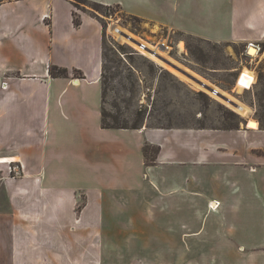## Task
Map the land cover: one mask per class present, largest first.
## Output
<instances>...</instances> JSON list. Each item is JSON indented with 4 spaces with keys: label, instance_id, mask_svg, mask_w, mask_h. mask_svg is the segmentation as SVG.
Listing matches in <instances>:
<instances>
[{
    "label": "crops",
    "instance_id": "crops-1",
    "mask_svg": "<svg viewBox=\"0 0 264 264\" xmlns=\"http://www.w3.org/2000/svg\"><path fill=\"white\" fill-rule=\"evenodd\" d=\"M89 1L264 43V0ZM104 39L71 0H0V264H264V128L103 127ZM147 190L171 199L133 208ZM132 217L120 238L112 222Z\"/></svg>",
    "mask_w": 264,
    "mask_h": 264
},
{
    "label": "rangeland",
    "instance_id": "rangeland-1",
    "mask_svg": "<svg viewBox=\"0 0 264 264\" xmlns=\"http://www.w3.org/2000/svg\"><path fill=\"white\" fill-rule=\"evenodd\" d=\"M71 1L79 9L97 15L105 27L101 86L107 123L140 127H233L248 119L247 126L249 119H255L264 125V43L255 45L258 52L251 55L248 48L252 43L208 41L129 15L116 5L94 6L84 1ZM114 28H119L150 48H156L160 55L238 101L245 107L244 111L226 104L224 99L193 79L185 75L181 77L177 74L179 71L168 63H159L145 55L138 49L142 47L133 41L126 37L119 38ZM180 42L182 47L179 46ZM161 44L164 46L161 47ZM161 70L168 71L172 76ZM245 70L254 72L255 79L238 90L235 82ZM154 152L153 147L145 148L148 162L153 161ZM175 177L172 173L167 175L171 182ZM141 193L132 207L137 208L140 204L143 211L156 207V210H160L171 199V196L156 195L149 190ZM146 199L148 202L142 203ZM126 222L133 228L127 227L123 234ZM111 225L123 238L134 232V225L137 224L132 217L117 218ZM104 227L107 228L106 225ZM137 252L141 251L134 250V253ZM121 253V256L113 255L112 259H120V262L121 259L127 260L125 251Z\"/></svg>",
    "mask_w": 264,
    "mask_h": 264
},
{
    "label": "bare ground",
    "instance_id": "bare-ground-1",
    "mask_svg": "<svg viewBox=\"0 0 264 264\" xmlns=\"http://www.w3.org/2000/svg\"><path fill=\"white\" fill-rule=\"evenodd\" d=\"M120 31H122V30H120L119 28H114V32H116V33H118V37L119 38H121V39H124L125 38V36H122L121 34H120ZM130 36V35H129ZM131 37V36H130ZM127 39H128V37H126ZM130 40V39H129ZM164 45V44H163ZM179 46L180 47H182V43L180 42L179 43ZM141 47V46H140ZM249 47H251V49H250V54L251 55H254V54H256L257 52H258V48L255 46V45H249ZM142 53H144L145 55H147V56H149L150 58H152V59H154V60H156L157 62H159V63H163V61L162 60H159L155 55H153V54H150V53H148V52H145L144 50H142V48H138ZM154 49H156V48H154ZM161 49V48H160ZM156 51H157V49H156ZM158 52V51H157ZM170 60V59H169ZM166 66H167V64H166ZM168 67V66H167ZM172 70V69H171ZM186 70V69H185ZM174 71V70H173ZM188 71H189V69H188ZM175 72V71H174ZM175 73H177V72H175ZM190 73V72H189ZM178 75H180L181 77H185L186 75L185 74H181V72L179 73H177ZM185 75V76H184ZM251 74H250V72H247V71H245L244 72V74L243 75H241L242 77L240 78V80L238 81V84H237V88L239 89V90H241L242 89V87H243V85H245L247 82H249L250 80H251V76H250ZM180 78V77H179ZM192 81V80H191ZM194 82V81H193ZM217 91H219V90H217ZM220 93H222V94H224V95H226L227 96V94H225L223 91H219ZM215 96H217L216 94H214ZM219 97V96H218ZM229 99H231V100H233V101H235L236 103H237V105L236 106H234V105H232V104H230L228 101H226V100H223L226 104H228V105H230L231 107H234L235 109H237L238 111H244V109H245V107L242 105V104H240L238 101H236V100H234L233 98H231V97H229V96H227ZM248 120V119H247ZM246 120V121H247ZM258 126V121L257 120H255V119H249V122H248V125H247V127H249V128H256ZM0 162H7V160L6 159H1L0 160ZM213 205H214V203H213Z\"/></svg>",
    "mask_w": 264,
    "mask_h": 264
},
{
    "label": "water",
    "instance_id": "water-1",
    "mask_svg": "<svg viewBox=\"0 0 264 264\" xmlns=\"http://www.w3.org/2000/svg\"><path fill=\"white\" fill-rule=\"evenodd\" d=\"M120 34L124 35L125 37H128V39H130L131 41H133L134 43H136L138 46H141L144 50H146L148 53L155 55L158 59L168 63L169 65H171L172 67H174L176 70H178L179 72L185 74L187 77L193 79L195 82L199 83V85L203 86L204 88L208 89L210 92L216 94L217 96L221 97L222 99L228 101L230 104L236 106L237 103L231 99H229L226 95L220 93L219 91H217L215 89V86L210 85L205 83L204 81H202L201 79L195 77L194 75H192L191 73L187 72L185 69H183L181 66H179L178 64L174 63L173 61L169 60L168 58L160 55L156 49L154 48H150L144 44H142L141 41L134 39L132 37H130L129 35H127L126 33L120 31ZM161 47L164 46L163 44L160 45ZM251 47L248 48V50L250 51ZM247 121H245L246 124Z\"/></svg>",
    "mask_w": 264,
    "mask_h": 264
},
{
    "label": "trees",
    "instance_id": "trees-1",
    "mask_svg": "<svg viewBox=\"0 0 264 264\" xmlns=\"http://www.w3.org/2000/svg\"><path fill=\"white\" fill-rule=\"evenodd\" d=\"M79 1H84V2H87V3H90L94 6H106V5H103V4H100V3H97V2H93V1H89V0H79ZM137 18V17H135ZM75 24H78V21L75 20ZM130 56V55H129ZM130 59L132 58L131 56L129 57ZM147 60V59H146ZM148 62H151L148 60ZM150 64H153L152 62ZM163 73L169 75V76H172L170 75V73L166 70H161ZM66 71L65 69L63 68H57L56 66H51L50 68V74L51 75H57V74H65ZM101 85H102V82H101ZM201 93V92H200ZM202 94V93H201ZM101 122H102V125L103 127H126V128H139L140 126L138 125H132V126H128V125H125V124H109L105 121V117H104V111H103V107H102V116H101ZM237 126V125H236ZM234 127V126H233ZM260 127L264 128V125L262 124V122L260 121ZM159 128H169V127H159Z\"/></svg>",
    "mask_w": 264,
    "mask_h": 264
},
{
    "label": "built area",
    "instance_id": "built-area-1",
    "mask_svg": "<svg viewBox=\"0 0 264 264\" xmlns=\"http://www.w3.org/2000/svg\"><path fill=\"white\" fill-rule=\"evenodd\" d=\"M253 85V83L251 84V86ZM10 171H16L17 172V167H11ZM218 203H215L211 208L215 209L217 207Z\"/></svg>",
    "mask_w": 264,
    "mask_h": 264
}]
</instances>
